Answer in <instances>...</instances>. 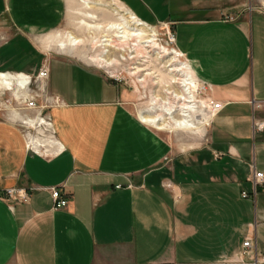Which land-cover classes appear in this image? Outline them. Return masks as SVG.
Here are the masks:
<instances>
[{
    "label": "crops",
    "instance_id": "crops-1",
    "mask_svg": "<svg viewBox=\"0 0 264 264\" xmlns=\"http://www.w3.org/2000/svg\"><path fill=\"white\" fill-rule=\"evenodd\" d=\"M137 4L146 21L171 24L183 62L221 104L205 142L176 151L134 112L127 88L69 54L50 57L53 134L40 125L27 148L18 116L0 118V264H257L264 254V10ZM7 8L34 63L27 35L58 25L64 0H0V15ZM205 126L186 130L202 136ZM50 186L66 207L53 208ZM18 187L26 202L4 195Z\"/></svg>",
    "mask_w": 264,
    "mask_h": 264
},
{
    "label": "rangeland",
    "instance_id": "rangeland-1",
    "mask_svg": "<svg viewBox=\"0 0 264 264\" xmlns=\"http://www.w3.org/2000/svg\"><path fill=\"white\" fill-rule=\"evenodd\" d=\"M216 1L218 4L233 6L235 11L244 12L259 9L264 2ZM143 11L145 9L137 4V0H64V10L58 25L27 35L40 55L32 63V57L36 56L24 42L14 38L24 30L22 28L19 31L7 8L4 12L6 15H0V71L32 72L36 69L37 72L50 57L69 54L68 56L84 61L107 76L111 75L114 82L127 88L132 97L131 106L134 112L143 121L149 118L158 119L152 123L145 122L165 136L176 151L197 147L205 142L213 116L207 106V100L211 99L208 95L209 89L195 81L190 67L183 62L184 57H178L174 50L175 42L171 41L174 34L171 24L146 21L143 18H146L147 12L145 14ZM118 30H123V34ZM141 30L146 35L140 38L135 34ZM119 35L123 37H118ZM9 41L16 48L15 55L7 54L6 57L2 49ZM62 43L66 45L64 49L60 46ZM21 48L26 50V56L29 55L25 59L17 56L22 51ZM30 90L29 94L34 96L35 107H27L26 102L18 100L20 92L4 93L0 98V118H7L10 111L15 109L19 112L16 115L17 123L22 131L27 135L37 136L40 128L37 125L38 118L47 121V105L52 101L48 99L47 93H43L35 85ZM200 117L202 121L209 118L202 136H199V132L186 130L191 128L178 125L182 120H189V123H196L197 120L200 122ZM43 127L49 131L48 126ZM263 255L260 254L255 259L257 264L264 263L261 259Z\"/></svg>",
    "mask_w": 264,
    "mask_h": 264
},
{
    "label": "built area",
    "instance_id": "built-area-1",
    "mask_svg": "<svg viewBox=\"0 0 264 264\" xmlns=\"http://www.w3.org/2000/svg\"><path fill=\"white\" fill-rule=\"evenodd\" d=\"M260 10H264V2L259 7ZM171 41H175V36L172 34L171 36ZM6 73L10 74L13 78H16L15 81L17 84H19V81L21 80V83L17 86H14V89H19L21 92L18 100H22L26 102L27 107H35V101H34V96L30 95V89L32 85H35L36 87L40 88L43 93H46V88L44 86L45 81L49 77V65L48 62H45L42 64V66L38 69V71L35 74H29V73H24V72H11V71H6ZM108 78H112L111 75H108ZM13 87V86H12ZM13 88H8L7 86H1L0 85V98H2V95L4 93H9L13 92ZM17 89V90H18ZM15 97V96H14ZM48 99H50L48 97ZM51 100V99H50ZM47 102V99H46ZM49 104L47 105L48 107L53 103V102H48ZM57 103V101H56ZM207 106L211 110V112L214 114L216 111H218L221 107V104L219 102L214 101L213 99H208L207 100ZM19 113L15 109L10 111V115H17ZM47 121L50 123L52 134H53V128L51 125V121L49 117L46 116ZM25 134L26 137V147L33 149L31 145L29 144V141L27 139V134ZM263 178V173L262 172H255L254 173V181L255 182H261V179ZM119 187V186H118ZM47 189L50 191L51 197L53 199V208L58 209L62 207H66L68 205V199L63 196L60 192V189L56 186H50L47 187ZM243 197H247L248 193L245 191L241 192ZM4 195L8 198L13 197L14 200H19V201H24L26 202L28 199L29 194L24 188H8L4 190ZM253 246V243L251 239L246 238L243 241V247L245 248H250ZM263 261H264V255L262 256Z\"/></svg>",
    "mask_w": 264,
    "mask_h": 264
},
{
    "label": "bare ground",
    "instance_id": "bare-ground-1",
    "mask_svg": "<svg viewBox=\"0 0 264 264\" xmlns=\"http://www.w3.org/2000/svg\"><path fill=\"white\" fill-rule=\"evenodd\" d=\"M138 25H141V23H139ZM113 26V25H112ZM119 29H122V28H119ZM118 32L119 33H122L123 34V30H122V32L121 31H119L118 30ZM132 35H134V34H132ZM136 36H139L140 38L141 37H143V36H145L146 35V33H143V31L141 30L139 33H137V34H135ZM151 35V34H150ZM151 36H153V35H151ZM118 37H123V35H119ZM71 38V37H70ZM69 38V39H70ZM151 41V40H150ZM71 43V42H70ZM69 43V44H70ZM60 46H61V48L62 49H64V47L66 46L65 44H60ZM174 50H176L177 51V55H179L178 57H182V53L177 49V48H175ZM166 52V51H165ZM7 75H9V76H7ZM15 79L16 78H13L12 76H10V74H3V73H0V85L1 86H7L8 88H15L14 86H17V85H19L20 83H21V80L19 81V84H17L16 83V81H17V79H16V81H15ZM6 82V83H5ZM190 83V82H189ZM185 84H187L186 82H185ZM188 85V84H187ZM13 86V87H12ZM192 86H195V83H192ZM18 89V88H17ZM17 89H14L13 91V93H16V92H20V94H21V92L22 91H20L19 89L17 90ZM19 94V95H20ZM19 98V97H18ZM204 105V104H203ZM211 114V113H210ZM183 117H185V116H183ZM38 120H39V125H43V126H45L46 128H47V126H48V128H49V125H50V123L48 122V121H45L43 118H38ZM47 120V119H46ZM158 119H156V118H153V119H151V118H149V119H145L144 121H147V122H155V121H157ZM202 121V120H201ZM199 122L198 120H197V122L196 123H189V120H182V121H180V122H178V125L179 126H183V127H185V128H193V129H195L196 127H198L199 125H203V124H207L208 123V121H209V118L207 119V121H202V122ZM198 125V126H197ZM199 128V127H198Z\"/></svg>",
    "mask_w": 264,
    "mask_h": 264
}]
</instances>
